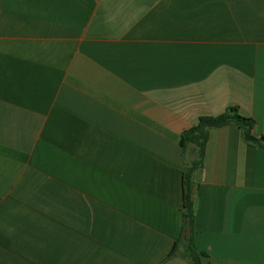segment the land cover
Here are the masks:
<instances>
[{
	"label": "crops",
	"instance_id": "1",
	"mask_svg": "<svg viewBox=\"0 0 264 264\" xmlns=\"http://www.w3.org/2000/svg\"><path fill=\"white\" fill-rule=\"evenodd\" d=\"M233 106L264 137V0H0V264H191L181 136ZM238 128L192 177L205 263L264 264Z\"/></svg>",
	"mask_w": 264,
	"mask_h": 264
},
{
	"label": "trees",
	"instance_id": "2",
	"mask_svg": "<svg viewBox=\"0 0 264 264\" xmlns=\"http://www.w3.org/2000/svg\"><path fill=\"white\" fill-rule=\"evenodd\" d=\"M230 125L239 127L238 129L240 130L241 137L248 146L264 149V137L256 138L253 134V130L257 126L256 120L243 116L240 113V109L234 106L227 108L226 111L218 117H202L196 127L188 131L186 130L182 134L180 141L181 146L187 149L189 145H195L198 149L197 160H195L191 167L184 172L183 204L185 215L183 218L182 234L168 259L180 255L182 259L187 260L191 264H213L205 263L204 258L207 259L208 255L205 254V252H199L195 245V208L192 198V177L194 172L203 165L209 131L225 128Z\"/></svg>",
	"mask_w": 264,
	"mask_h": 264
}]
</instances>
